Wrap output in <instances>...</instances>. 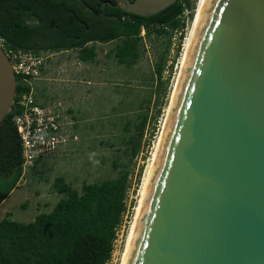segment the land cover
<instances>
[{"label":"water","instance_id":"water-1","mask_svg":"<svg viewBox=\"0 0 264 264\" xmlns=\"http://www.w3.org/2000/svg\"><path fill=\"white\" fill-rule=\"evenodd\" d=\"M178 79L126 264H264V0H207ZM15 89L0 46V122Z\"/></svg>","mask_w":264,"mask_h":264},{"label":"trees","instance_id":"trees-1","mask_svg":"<svg viewBox=\"0 0 264 264\" xmlns=\"http://www.w3.org/2000/svg\"><path fill=\"white\" fill-rule=\"evenodd\" d=\"M104 1L0 0V39L5 49L35 53L74 49L78 59L88 63L97 61V43L116 40L107 56L130 68L144 51L141 29L148 36L152 32L170 35L183 25V10L191 7L190 0H176L155 14L142 16L107 4L95 16L103 10ZM169 43L167 40V46ZM164 66L161 55L156 64L161 84ZM30 89L31 82L16 75L14 103L0 122V203L23 175L22 148L12 118L18 111L17 98ZM145 119L137 125L140 131ZM136 150L133 143L132 152ZM128 175L123 171L116 177L84 183L80 191L57 176L53 187L61 197L51 210L28 222L9 214L0 219V264H107L126 210Z\"/></svg>","mask_w":264,"mask_h":264},{"label":"rangeland","instance_id":"rangeland-1","mask_svg":"<svg viewBox=\"0 0 264 264\" xmlns=\"http://www.w3.org/2000/svg\"><path fill=\"white\" fill-rule=\"evenodd\" d=\"M190 1L191 7L182 18L183 25L170 35L157 36L152 32L148 36L145 29H141L144 51L130 68L107 56L116 40L96 44L97 61L94 63L78 61L74 49L44 53L45 64L51 60L64 61L63 67L54 72L59 85L63 84L59 86L51 81V85L61 87L65 129L69 136L77 138L69 137L61 150L58 147L45 161L27 166L18 186L0 203V219L9 214L12 219L28 222L38 213L51 210L61 197L53 187L57 176H63L80 191L84 183L99 182L128 171L130 187L125 199L126 210L107 262L120 263L142 176L157 141L196 19L198 0ZM167 40H170L168 46ZM161 55L165 58L162 84L156 77V64ZM71 87L74 88L72 96ZM144 116L140 131L137 125ZM133 143L137 145L135 153Z\"/></svg>","mask_w":264,"mask_h":264},{"label":"built area","instance_id":"built-area-1","mask_svg":"<svg viewBox=\"0 0 264 264\" xmlns=\"http://www.w3.org/2000/svg\"><path fill=\"white\" fill-rule=\"evenodd\" d=\"M188 9L185 8L180 15L181 21ZM0 46L10 59L15 75L23 76L28 83L41 75L47 58L45 52L5 49L2 39ZM16 108L18 111L12 120L22 148L23 173L27 166L33 165L36 160L45 159L55 152L69 137L72 140L77 138L67 134L63 121V106L59 103L42 106L30 90L17 98Z\"/></svg>","mask_w":264,"mask_h":264},{"label":"bare ground","instance_id":"bare-ground-1","mask_svg":"<svg viewBox=\"0 0 264 264\" xmlns=\"http://www.w3.org/2000/svg\"><path fill=\"white\" fill-rule=\"evenodd\" d=\"M206 1L207 0H198L197 10H196V12H197L196 19H195V22L193 24V28L191 30L192 32L190 33L191 35L188 36L189 40H188L187 48H185L186 51H185V54H184V56L182 58L181 67H180V70H179V72L177 74L176 80L174 82V85H173V88H172V91H171V94H170V97H169V102H168V104L166 106V109H165V114H164V118H163V121H162V125H161V129H160L159 135L157 137V141L155 142V146H154L153 152H152V154L150 156L148 165L146 166L145 171H144L143 176H142L141 185H140V189H139V193H138L139 196H138L135 208H134L133 216L131 218L132 220L130 222V226H129V229H128V232H127V235H126L125 244H124V248H123V251H122V254H121V258H120V263L119 264H126V260H127V257H128V252H129V249H130V246H131V243H132V239H133V235H134V232H135V229H136L137 218H138V215L140 214L142 202L144 200V197H145V194H146V190H147V187H148V184H149V181H150V176H151V173H152V170H153V167H154V163H155V160H156V156H157L158 146L160 144V139L162 138V132L164 131V126L166 124V118L168 116L170 104L172 103L173 94L176 91V86H177L178 80H179L178 78H179L180 73H181V71L183 69V66H184V63H185V60H186V56L188 55V53L190 51V45H191V43H192V41H193V39L195 37V34H196L197 30H198V26H199V23H200L202 11H203V9L205 7ZM190 26H191V21H190V25L188 27L186 36L184 38V42H183V45H182V50H184L185 40L187 38V34L189 32Z\"/></svg>","mask_w":264,"mask_h":264},{"label":"crops","instance_id":"crops-1","mask_svg":"<svg viewBox=\"0 0 264 264\" xmlns=\"http://www.w3.org/2000/svg\"><path fill=\"white\" fill-rule=\"evenodd\" d=\"M68 50H70V49H68ZM68 50H61V51L67 52ZM55 52H60V51H54V53ZM76 59L82 63H88V62H84V61H81L80 59H78L77 52H76ZM58 63H60L59 66H58ZM62 64H64V61H62V63L58 62L56 60L49 61L48 64L44 65V68L42 70L41 75L38 78L33 79L31 81V89L30 90H32V93L34 94L37 102L40 105L46 106V105H50L52 102L53 104L59 103L62 106H64V104H62V102L60 101V100H62V96H61L62 93H61V89H60L61 87H59L63 83L60 82V85H59V78H55V76H54V72H56V71L58 72V69L60 67H63ZM51 81H55L59 86L54 87L53 85H51ZM51 86H53V87H51ZM70 93H71L70 96H72L74 94V88L73 87H71ZM63 111H65L64 107L62 109V113H63ZM62 146L63 145L59 146L58 149L61 150L60 148H62ZM43 161H45V159L42 160L41 162H43Z\"/></svg>","mask_w":264,"mask_h":264},{"label":"flooded vegetation","instance_id":"flooded-vegetation-1","mask_svg":"<svg viewBox=\"0 0 264 264\" xmlns=\"http://www.w3.org/2000/svg\"><path fill=\"white\" fill-rule=\"evenodd\" d=\"M42 52H45V51H42Z\"/></svg>","mask_w":264,"mask_h":264}]
</instances>
